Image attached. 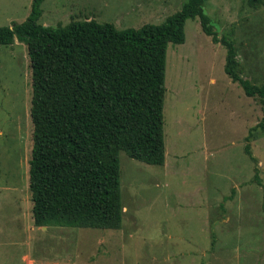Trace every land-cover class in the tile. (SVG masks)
Returning <instances> with one entry per match:
<instances>
[{
  "label": "rangeland",
  "instance_id": "rangeland-1",
  "mask_svg": "<svg viewBox=\"0 0 264 264\" xmlns=\"http://www.w3.org/2000/svg\"><path fill=\"white\" fill-rule=\"evenodd\" d=\"M33 0H0V26L26 20ZM187 0H44L39 23L95 19L119 29L158 24ZM233 40L238 69L264 83V5L205 0ZM166 56L163 165L120 151L119 229L38 226L29 187L32 68L25 42L0 44V264H264V104L226 72L227 48L198 17ZM259 173V179L256 173Z\"/></svg>",
  "mask_w": 264,
  "mask_h": 264
},
{
  "label": "trees",
  "instance_id": "trees-1",
  "mask_svg": "<svg viewBox=\"0 0 264 264\" xmlns=\"http://www.w3.org/2000/svg\"><path fill=\"white\" fill-rule=\"evenodd\" d=\"M43 2L32 1L26 20L0 26V44L25 42L31 62L29 187L38 226L121 228L120 151L165 163L167 49L185 42L188 19L198 17L204 32L227 48L226 72L264 104V83L242 76L234 42L218 36L205 0H187L161 23L126 29L90 18L46 26L39 23ZM258 131L264 132V119L246 137L252 159Z\"/></svg>",
  "mask_w": 264,
  "mask_h": 264
}]
</instances>
